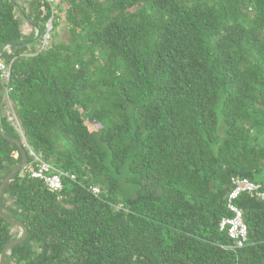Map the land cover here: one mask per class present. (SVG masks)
<instances>
[{
    "label": "trees",
    "instance_id": "1",
    "mask_svg": "<svg viewBox=\"0 0 264 264\" xmlns=\"http://www.w3.org/2000/svg\"><path fill=\"white\" fill-rule=\"evenodd\" d=\"M0 63V130L74 176L7 183L6 264H264L262 201L219 230L231 178L264 193V0H0ZM21 161L0 136V185Z\"/></svg>",
    "mask_w": 264,
    "mask_h": 264
},
{
    "label": "built area",
    "instance_id": "2",
    "mask_svg": "<svg viewBox=\"0 0 264 264\" xmlns=\"http://www.w3.org/2000/svg\"><path fill=\"white\" fill-rule=\"evenodd\" d=\"M51 2V0H48ZM51 26H47V33L43 38V45H47L50 35ZM10 79V66L0 63V80L7 84ZM14 117V118H11ZM9 117L14 128L18 129L19 125L15 115ZM31 160L24 166L25 172L32 180L41 182L50 193H58L63 189L62 178L68 177L74 179V176L61 172L44 162L39 156L32 151L29 152ZM231 191L227 195L226 207L233 214L231 218H223L219 224V230L226 231L227 236L231 239L236 248H243L247 243V227L243 221L242 211L235 205V201L240 195L247 194L254 196L264 203V193L260 186L245 178H231ZM93 195L100 193L97 187H92Z\"/></svg>",
    "mask_w": 264,
    "mask_h": 264
},
{
    "label": "water",
    "instance_id": "3",
    "mask_svg": "<svg viewBox=\"0 0 264 264\" xmlns=\"http://www.w3.org/2000/svg\"><path fill=\"white\" fill-rule=\"evenodd\" d=\"M0 136L3 137L4 139L13 142L14 144H16L20 151H21V155H22V161L19 165H17L16 167H14V169H12V171H10V173L6 176V178L2 181L1 185H0V217L2 219H4L6 222H8L10 225H16L18 227H20L23 231L22 236L15 240L12 241L8 244L5 245V247L2 250L1 256H0V264H6L5 263V257H6V252L13 246H16L22 242H24L27 239V235H28V231L27 229L19 222L13 221L10 218H8L7 216L4 215V213L2 212L1 209V200H2V196L4 193V189L7 185V183L22 169L24 168V166L27 164L28 162V156L27 153L25 152L22 143L16 139H13L7 135H5L4 131L1 129L0 130Z\"/></svg>",
    "mask_w": 264,
    "mask_h": 264
},
{
    "label": "rangeland",
    "instance_id": "4",
    "mask_svg": "<svg viewBox=\"0 0 264 264\" xmlns=\"http://www.w3.org/2000/svg\"><path fill=\"white\" fill-rule=\"evenodd\" d=\"M15 115V113H13ZM14 118V117H11ZM256 141L259 143L261 147L264 148V130H259L252 133Z\"/></svg>",
    "mask_w": 264,
    "mask_h": 264
}]
</instances>
